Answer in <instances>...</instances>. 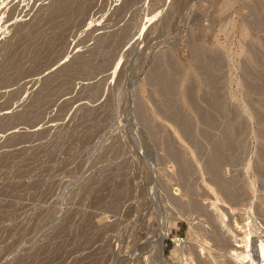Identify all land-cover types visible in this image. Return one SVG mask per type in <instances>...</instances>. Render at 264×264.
I'll list each match as a JSON object with an SVG mask.
<instances>
[{"label":"rangeland","instance_id":"rangeland-1","mask_svg":"<svg viewBox=\"0 0 264 264\" xmlns=\"http://www.w3.org/2000/svg\"><path fill=\"white\" fill-rule=\"evenodd\" d=\"M237 224L264 243V0H0V264H157L165 229L228 264Z\"/></svg>","mask_w":264,"mask_h":264},{"label":"bare ground","instance_id":"bare-ground-1","mask_svg":"<svg viewBox=\"0 0 264 264\" xmlns=\"http://www.w3.org/2000/svg\"><path fill=\"white\" fill-rule=\"evenodd\" d=\"M212 205L215 206L216 204L214 203ZM217 218L218 220H221V221H223V219H228L227 215L224 214L223 212L218 214ZM237 230H240V231H237ZM162 231L163 232L161 233L159 238L155 241L156 244L154 246L156 247V249H155L154 258L158 262V263L156 262L157 264H169V261L165 258L163 251H164V240L170 237V230L165 229ZM242 231H243V227L240 226L239 224H237L236 230L232 229L231 232L234 238L233 241L235 245H233L232 244L233 242H231L229 239L226 240V243L224 241V244H226L227 248L230 250L227 256L228 261H229L228 264H264V243L261 245V244L254 242L253 236L251 233L249 232L241 233ZM176 237L178 238V235H176ZM173 240L175 243L174 245H176L177 247H179V245L186 247L188 244V240L186 238L183 241L181 239H173ZM200 253H202V255L205 254L204 250L200 251Z\"/></svg>","mask_w":264,"mask_h":264},{"label":"built area","instance_id":"built-area-1","mask_svg":"<svg viewBox=\"0 0 264 264\" xmlns=\"http://www.w3.org/2000/svg\"><path fill=\"white\" fill-rule=\"evenodd\" d=\"M173 238H174V237H173ZM173 238H171L170 241H171V243H172V245H173V247H174V244H175V243H174ZM185 238H186V237H184V236H180V235H178V238H177V239H181V240L183 241V240H185Z\"/></svg>","mask_w":264,"mask_h":264}]
</instances>
